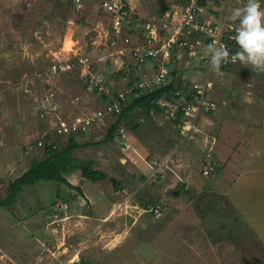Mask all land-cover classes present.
<instances>
[{
  "label": "rangeland",
  "instance_id": "1",
  "mask_svg": "<svg viewBox=\"0 0 264 264\" xmlns=\"http://www.w3.org/2000/svg\"><path fill=\"white\" fill-rule=\"evenodd\" d=\"M213 2L216 10H209L208 15L219 22L235 8L243 7L245 0ZM132 6L137 20L146 23L168 9L179 10L181 2L132 0ZM261 7L264 9V3ZM88 10L90 14L83 19V12L63 0H0V201L7 195L9 182L28 171L34 160L45 159L47 145H67L68 139L52 137L51 133V140L45 142L44 135L53 126L41 118L38 103L43 91L49 89L46 78L52 79L51 74L47 76L50 68L86 56L94 62V71L105 76L108 88L117 92L125 87L111 75L117 74L120 61L128 59L129 54L117 56L119 49L110 47L106 15L94 8ZM68 38L75 43L70 53L64 51ZM237 60L223 71L213 69L212 98L217 111L215 116H197L194 128L183 129L179 135L174 116L177 108L166 106V112L155 113L156 123L142 111L127 120L130 127L143 125L142 135L130 136L132 149L124 151L109 142L74 152L75 159L93 161L97 170L128 188L116 195L117 206L108 217L97 214L90 233L80 235L78 231L86 228L84 220L65 223L64 218L54 217L41 227L42 235L37 232L40 238L34 233L33 243L25 245L23 233L20 236L16 231L17 223L0 211V264H76V260L80 264H264V175L249 165L264 162L249 153L261 143L255 137L260 133L241 118L243 113L264 108V69ZM188 62L185 57L180 61L178 80L190 84L198 68L202 76H207L208 63ZM71 75L61 74L51 87L56 92L53 103L61 105L62 115L73 110V101L79 97L86 100L84 109L100 106L102 101L83 81L86 71L76 70ZM242 130L245 136H251L250 142L231 139L232 133ZM105 138V133L97 130L91 137L79 139V143H99ZM167 138L176 144L166 145ZM156 140L151 155L149 148ZM37 141H42L43 147H37ZM30 147L34 148L32 152L28 151ZM212 152L220 171L209 179L201 171L206 155ZM156 153L161 155L157 165L149 160ZM239 157L241 163L248 164L241 165ZM164 159L167 166L161 168ZM226 166L231 169L226 171ZM70 174V185L83 187L96 206L100 205L95 203L98 196L112 190L109 180L95 185L83 181L80 171ZM183 184L185 187L176 195ZM59 185L52 182L38 189H24L17 201L19 209L26 212L22 223L50 212L57 205L52 204L54 201L73 204L74 198L59 190ZM158 209L160 218L154 213ZM62 212L58 213L60 218L65 217Z\"/></svg>",
  "mask_w": 264,
  "mask_h": 264
},
{
  "label": "built area",
  "instance_id": "2",
  "mask_svg": "<svg viewBox=\"0 0 264 264\" xmlns=\"http://www.w3.org/2000/svg\"><path fill=\"white\" fill-rule=\"evenodd\" d=\"M71 1L78 12L83 10L86 3H91L95 5L94 8L98 7L106 15L110 25V47L119 49L118 57L129 54L127 57L129 60L120 61L121 68L117 72L124 73L120 83L125 87L117 92L108 88L104 75L94 71V62L86 56L78 57L77 61L70 62L71 64L67 62L53 66L47 75L51 74L52 79L46 78L49 89L43 91L38 103L42 111L41 118L47 120L49 127L53 126L50 128L51 131L44 135L46 138L51 133L52 137L66 139L73 137L79 142V139L91 137L97 130L104 132L107 138L123 108L130 102V95L134 91L149 95L171 84L174 80L173 72L180 69V61L182 62L184 57L188 63L202 60V63H208L210 68L207 76H202L199 68L194 71L196 75L187 88V97L183 96L182 92H176L175 96L182 97L184 102L183 129L194 128L197 116L208 111H217V103L212 98L215 82L210 75L214 68L210 63L211 53L208 45L215 44L217 47L223 45L228 48L229 58L221 63L224 68L237 63L238 57L235 53L238 51V44L234 36L238 21H230L228 16L219 22L214 21L212 16L208 15L209 10H216L213 0H180L179 10L169 11L146 23L137 20L129 0ZM245 3L246 0L244 5ZM76 70L86 71L83 81L88 90H93L96 98L102 103L93 109H84L85 98H75L73 110L62 115L61 105L53 103L56 97V92L51 89L54 85L53 80L59 78L61 74H73ZM216 70L223 71L220 67ZM159 104L162 107L172 106L164 102ZM47 105H51V108H47ZM130 139L126 128L119 126L110 142L120 145L127 151L132 149ZM37 147H43V142L37 143ZM33 149L30 147L28 151L32 152ZM206 158L207 165L203 170V177L209 178L213 174L216 162L212 160L211 153ZM67 209V204H57L55 211ZM154 213L156 218L162 216L159 209ZM75 263L80 264V260H76Z\"/></svg>",
  "mask_w": 264,
  "mask_h": 264
},
{
  "label": "trees",
  "instance_id": "3",
  "mask_svg": "<svg viewBox=\"0 0 264 264\" xmlns=\"http://www.w3.org/2000/svg\"><path fill=\"white\" fill-rule=\"evenodd\" d=\"M125 1V0H124ZM217 3V0H215ZM66 3H71V6H74L73 1H66ZM95 7L94 4L91 3H86L83 10L80 12L84 13L83 19L86 17V14H90V10L88 9H93ZM169 11H173V10H166L165 12H163V14L169 12ZM239 49V47H237ZM240 50V49H239ZM238 52V51H237ZM232 66V65H230ZM229 66V67H230ZM235 66V65H234ZM220 68H222L223 70H225V68L223 66L220 65ZM156 69H158V67H156ZM135 70V69H134ZM178 72L177 70H175L173 72V82L171 84H169L168 86H166L165 88L155 91L152 94L149 95H143L141 93V91H134L131 95H130V102L127 104L126 107L123 108L121 114L118 116L117 122L116 124L110 129V133L107 136V138L103 141V142H99V143H84V144H80L79 142L76 141L75 138L71 137L68 139L67 141V145L62 148L58 145H55V143L47 145L45 147V154L46 157L43 160H34L31 164V167L28 171H26L25 173H23L20 177L16 178L14 181L9 182L8 184V188H7V195L5 197V199L0 201V211H4L7 215L8 218L12 221V222H21V218H23V215L26 212H22L21 208L19 209V207L17 206V201L20 198V196L22 195L24 189L26 187H34L36 184L38 183H52V182H56L58 184L61 185H65L68 186L69 188L73 189L76 192V197H80L86 200V197L84 195V191L83 188L78 186V187H73L70 185V183L67 180V176L73 172V171H80L81 172V176L82 179H84V181L86 182H90L91 184H97L100 182H105V181H110L111 184H113V189H115L116 192L118 191H122L124 189L123 185L121 182L117 181L116 179L114 180L109 179V176L107 173H105L104 171L101 170H97L95 167V163L93 161H82V160H77L73 157V154L76 150L79 149H84L88 146H101V145H105L107 143H109L115 133V131L117 130V128L119 126L122 125H126L127 127L126 130L128 131V133L130 134V136L134 137H138L139 134L142 135L143 132V125L141 124H136L134 127H130L127 120L132 116L133 113H138V112H143L146 116L147 119L149 121H151L152 123H156L155 122V113L156 114H161L165 111V109L159 104V102H164L167 103L169 105L172 106H176L177 107V112H176V118H175V123L176 125L179 127V135H181V131L183 130V126H184V112H183V106H184V102L182 101V97H176V92H182V95L187 97V88L189 87V82L184 81V80H178L177 75ZM68 76H72L71 74H68ZM124 76V73H119V74H113L111 75V77L113 78V80L115 81H120L122 80V77ZM105 77V76H104ZM111 78V79H112ZM106 84L108 85L107 81ZM116 94V93H115ZM105 100V98H103ZM206 114H215V112L213 111H208ZM151 119V120H150ZM129 126V127H128ZM157 125H154V127H156ZM161 127V126H159ZM160 129H157L156 131H158ZM133 133V135H132ZM177 133V134H178ZM142 138V137H141ZM51 138L48 136L45 139L46 141H50ZM167 141V143H166ZM161 140L160 143H166V145H175L176 142H173L174 140H172L171 138H167V140ZM38 143V141H37ZM158 143V141H155V144L150 146V154L152 155L153 153H155V151L153 150L155 145ZM161 156L160 154H155V156H151L152 159H149L153 164H158L156 160H158L157 157ZM155 158V159H153ZM206 162L203 164V170L206 168ZM213 174L209 177L212 178L213 176H215L216 174H218V172L220 171L217 168V164L214 166L213 169ZM201 174L203 176V171H201ZM183 187H185V185H180V189L178 188L176 195H178L181 192V189H183ZM180 191V192H179ZM58 198H60V194L57 195ZM86 209L89 212L90 215H94V217H97V211H96V207L91 206L89 201L86 200ZM25 207V205H24ZM11 208H13L12 211ZM147 208V207H144ZM46 209V208H45ZM31 210V209H30ZM29 210V211H30ZM27 211V213L29 212ZM101 211L102 214H104L105 212H102L101 208H99V212ZM22 212V213H21ZM32 212V211H31ZM57 214L59 212H56ZM91 231L88 228V233H90ZM44 232L40 231V233L38 232V234L42 235ZM37 235L38 238H40L41 236H39L37 234V231L35 233ZM32 236L34 235V233L31 234ZM30 238V243H33L31 240L35 237L33 236ZM42 241L44 239H41ZM46 242V241H45ZM44 242V243H45ZM71 242V241H70Z\"/></svg>",
  "mask_w": 264,
  "mask_h": 264
},
{
  "label": "crops",
  "instance_id": "4",
  "mask_svg": "<svg viewBox=\"0 0 264 264\" xmlns=\"http://www.w3.org/2000/svg\"><path fill=\"white\" fill-rule=\"evenodd\" d=\"M129 3H130V5H131V7H132V9L134 10V6H132V0H129ZM94 10L95 11H101L98 7H96V8H94ZM103 13V12H102ZM104 14V13H103ZM134 14H136V12L134 11ZM256 107H257V105H256ZM164 108V107H163ZM164 109H166V108H164ZM256 111L254 112L253 111V113H251V112H247L246 114L245 113H243L242 115H241V118L244 120V121H247V123H251L252 125H254L255 127L254 128H256L255 130H257L258 131V133H260V134H258L257 136H255L256 137V139H257V142H260L261 141V143H257V145H256V147L254 148V149H251L250 147H249V149H251V150H249L250 152L249 153H252L253 152V154H254V156L255 155H257V157L260 159V160H263L264 159V131H262V129L264 130V108H256L255 109ZM165 112H166V110H165ZM214 116H215V114H214ZM260 122H262V123H260ZM162 127H164L163 125H162ZM256 131V132H257ZM233 134V135H232ZM231 134V139L234 141V139L236 140V141H240L242 138H244V142H246L245 140L247 139L249 142H250V138H251V136H245L244 135V133H243V130H242V133H240V132H237V134H235V133H232ZM183 135H184V133H183ZM173 138H175V135L173 136ZM215 138V137H214ZM172 139V138H171ZM178 139V138H177ZM216 139V138H215ZM252 142H255V141H252ZM256 149H259V152H257L256 151ZM150 148H149V152H150ZM257 152V153H256ZM247 153H248V150H247ZM208 155V154H207ZM207 155H206V157H207ZM211 155H213V152L211 153ZM217 155V154H216ZM170 156V155H169ZM168 156V157H169ZM160 157V156H159ZM168 157L167 158H165V159H168ZM171 157V156H170ZM169 157V158H170ZM213 157H214V155H213ZM164 158V157H163ZM172 158V157H171ZM175 158V157H174ZM162 160V164L160 165V167L161 168H163L164 166H167V163H166V161L167 160ZM219 159H220V161H222L221 160V157L219 156ZM238 161V160H237ZM236 161V162H237ZM247 161H249L248 160V158H247ZM217 163V162H216ZM239 163L241 164V165H244V163H245V161H243L242 163H241V160H240V157H239ZM247 163V162H246ZM245 163V165H247ZM150 164H152V163H150ZM250 166L251 165H254L255 167H254V169L253 170H257V171H261V173H263V175H264V162L262 161V162H260V164H257V162H255V164H249ZM257 165V166H256ZM152 166V165H151ZM153 167V166H152ZM252 167V166H251ZM226 171L228 170V169H231V168H227V166H226ZM148 173V172H147ZM163 173V176L165 175V173L164 172H162ZM71 174H69L66 178H67V180H68V178H69V176H70ZM163 176H162V178H163ZM116 179V178H115ZM83 181H84V179H83ZM117 181H119L120 182V180H118L117 179ZM86 182V181H85ZM85 182H83L84 183V186H86L87 185V183H85ZM100 183H104V182H100ZM100 183H97V184H95V185H99ZM122 183V182H121ZM43 184H48V183H38V184H36L34 187H37V189L41 186V185H43ZM257 185H258V183H256ZM123 185V184H122ZM88 186L90 187V185L88 184ZM124 186V185H123ZM59 187H60V189L59 190H64L65 191V194H67L68 196H71V197H73L74 198V202H73V204L72 205H70L69 203L70 202H61V201H54V203H52L53 205H55V204H67L68 205V209L67 210H59L58 212H59V214H63V212L62 211H65V217H62V218H60L59 217V215L58 214H56V216H54L53 214H54V211H55V208H56V206L55 207H53V209H52V207L50 208V212L49 211H47V212H44L42 215H40V216H36V217H34V218H32V219H29L28 221H24L23 223H22V221L21 222H16L17 223V227L16 228H18L19 229V231H18V229L16 230L18 233H20V236H22L21 235V233H23V242L25 243V241L27 240V242L25 243V245L27 244V243H29L30 242V238H31V234L32 233H36V231L37 232H39L40 233V231H42V232H44L43 230H40L41 229V227L43 226H45L46 224H47V222H49V221H52L53 219H54V217H56L57 219H63L64 218V222L66 223L67 221H70V220H79V221H82V220H84V222H85V226H86V228L84 229V230H78V231H81V232H79L80 233V235H82V233L83 234H85V233H87L88 234V228L89 229H91L92 227H93V221L94 220H97L98 218L97 217H94V215H90L89 214V212L87 211V209H86V206H87V204H86V200L87 201H89V203H90V205L91 206H94V207H96V211H97V214L98 215H101V216H104L105 218L106 217H108L109 215H110V213L114 210V208H115V206H117V204H116V202H115V200H114V198H116V195H119V194H121V193H124V189L122 190V191H118V192H116L115 191V189H113V186L111 185V188H112V190H111V192L109 191L107 194H100L99 196H98V199H96V204H99L100 203V205L99 206H96V205H94V203H92L90 200H89V198H88V196L86 195V193H85V191H84V188H83V191H84V195H85V197H86V200L85 199H83V198H80V197H76V192L73 190V189H69V187L68 186H65V185H59ZM125 189H127L128 190V188L127 187H124ZM58 189V188H57ZM32 190H33V192H35L36 190H34L33 188H32ZM24 193V192H23ZM22 193V194H23ZM64 194V193H63ZM22 196V195H21ZM99 201V202H98ZM140 203H142V202H140ZM140 207H142V205H140ZM99 208H101V210H102V212H105L104 214H102L101 213V211L99 212ZM144 209V208H143ZM54 210V211H53ZM74 210V211H73ZM72 211V212H71ZM56 212V211H55ZM97 214H96V216H97ZM162 217V216H161ZM55 218V219H56ZM90 218H91V220H90ZM24 219V215H23V218H21V220H23ZM8 223V222H7ZM30 223H34V227H31L30 226ZM103 223H104V221H103ZM84 226V227H85ZM39 230V231H38ZM51 229H49V230H47V231H50ZM12 231H14V230H12ZM45 231H46V228H45ZM16 232V233H17ZM78 233V234H79ZM11 234V233H10ZM78 234L76 235V238H79V236H78ZM25 237V238H24ZM25 239V240H24ZM41 242H43L42 240H40ZM69 243H71L70 241H69ZM67 244V243H66ZM21 251H23L22 249H21Z\"/></svg>",
  "mask_w": 264,
  "mask_h": 264
},
{
  "label": "clouds",
  "instance_id": "5",
  "mask_svg": "<svg viewBox=\"0 0 264 264\" xmlns=\"http://www.w3.org/2000/svg\"><path fill=\"white\" fill-rule=\"evenodd\" d=\"M264 0H246L243 7L231 11L228 19L238 21L234 40L239 46L235 56L242 63L252 64L258 69H264ZM211 53L210 63L214 69H219L222 62L229 58V50L221 45H208Z\"/></svg>",
  "mask_w": 264,
  "mask_h": 264
},
{
  "label": "bare ground",
  "instance_id": "6",
  "mask_svg": "<svg viewBox=\"0 0 264 264\" xmlns=\"http://www.w3.org/2000/svg\"><path fill=\"white\" fill-rule=\"evenodd\" d=\"M75 43L71 40V38L65 39L64 42V51L70 53L73 51Z\"/></svg>",
  "mask_w": 264,
  "mask_h": 264
}]
</instances>
